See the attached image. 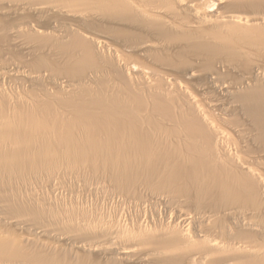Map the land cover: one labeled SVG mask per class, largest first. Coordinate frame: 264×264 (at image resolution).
Returning <instances> with one entry per match:
<instances>
[{"label":"bare ground","instance_id":"obj_1","mask_svg":"<svg viewBox=\"0 0 264 264\" xmlns=\"http://www.w3.org/2000/svg\"><path fill=\"white\" fill-rule=\"evenodd\" d=\"M0 44V264H264V0H0Z\"/></svg>","mask_w":264,"mask_h":264},{"label":"rangeland","instance_id":"obj_2","mask_svg":"<svg viewBox=\"0 0 264 264\" xmlns=\"http://www.w3.org/2000/svg\"><path fill=\"white\" fill-rule=\"evenodd\" d=\"M2 46V44H0V47ZM9 52H10V54L11 55H13V56H16V57H18L17 55H16V53H14L13 52V50L11 49H9ZM69 180H66V181H63L62 180V182H64V183H60V191L58 190L57 192L59 193H57V198H60V199H62V200H64V201H67V202H64L63 201V204L62 205H59V204H57V237L59 236V237H61V236H67V237H72V239L74 238V233L72 234L71 232H67V231H65V229L66 230H68L67 228H62V227H64V226H62V223H61V225L60 224H58L59 223V221H67V220H73V219H76L78 216L79 217H81L80 215H79V213H76V212H80V211H84V208H83V206L85 205L86 206V203H88V202H90L91 200L89 199V198H83V195L81 196L82 198H83V201H85V202H83L82 203V205H81V202H79L78 204H74V206L72 205V204H69L70 202H69V199H70V197H72L73 196V194H71V191H73L71 188H73L74 186H73V183L71 184L70 182H68ZM70 183L72 186H70V185H68V184ZM63 187V188H62ZM68 189V191H65V190H67ZM71 189V190H70ZM63 190V191H62ZM44 192H48V190H43ZM70 191V192H69ZM76 191V190H75ZM47 194H49V192L47 193ZM70 195V196H69ZM63 197V198H62ZM67 198V199H66ZM73 198H75V196H73ZM71 200V199H70ZM90 200V201H89ZM85 203V204H84ZM77 205V207H75ZM81 205V206H80ZM84 206V207H85ZM63 209H67V211L66 212H64V211H62ZM58 225H60V226H62L61 228H59L58 227ZM76 239V238H75ZM65 246H66V244H64ZM65 246H63L66 250H64V248L62 249V246L61 247H59V246H57V252H59V253H67L68 252V248H67V246L65 247ZM59 248H61V249H59ZM64 251V252H63Z\"/></svg>","mask_w":264,"mask_h":264}]
</instances>
